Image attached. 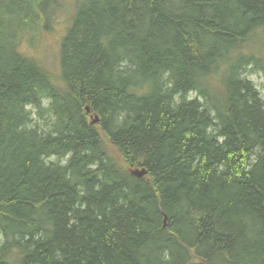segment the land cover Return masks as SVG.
Returning a JSON list of instances; mask_svg holds the SVG:
<instances>
[{
  "label": "trees",
  "instance_id": "16d2710c",
  "mask_svg": "<svg viewBox=\"0 0 264 264\" xmlns=\"http://www.w3.org/2000/svg\"><path fill=\"white\" fill-rule=\"evenodd\" d=\"M63 1L0 0V264H264V0H69L54 73Z\"/></svg>",
  "mask_w": 264,
  "mask_h": 264
},
{
  "label": "rangeland",
  "instance_id": "374dc122",
  "mask_svg": "<svg viewBox=\"0 0 264 264\" xmlns=\"http://www.w3.org/2000/svg\"><path fill=\"white\" fill-rule=\"evenodd\" d=\"M63 3L66 9H63V7H58L59 4L53 2L54 4L53 10L57 12V18L53 22L52 26L48 27L49 30L43 31L42 34L43 36L40 40L41 45L38 46L40 52H42L45 56L46 64L48 68L54 73H57L59 70L60 45L67 32L66 29L70 24L71 15L74 12V8L71 5V1L64 0ZM72 4L74 5L73 0H72ZM47 11L48 14L49 12H52L51 8L48 9V5H47ZM22 49L30 56H33L34 53L33 51L35 49L34 47H31L27 43H24ZM251 79L260 87L262 93L264 94V74L262 73L255 74L251 76ZM141 171L142 170H134L133 172H141Z\"/></svg>",
  "mask_w": 264,
  "mask_h": 264
},
{
  "label": "water",
  "instance_id": "95a60500",
  "mask_svg": "<svg viewBox=\"0 0 264 264\" xmlns=\"http://www.w3.org/2000/svg\"><path fill=\"white\" fill-rule=\"evenodd\" d=\"M87 110L89 111V108H88ZM97 121H98V118H96L95 122H97ZM145 174H146V171H145V170H143V171H141V172H134V175H135L136 177H138V178L143 177Z\"/></svg>",
  "mask_w": 264,
  "mask_h": 264
},
{
  "label": "bare ground",
  "instance_id": "6f19581e",
  "mask_svg": "<svg viewBox=\"0 0 264 264\" xmlns=\"http://www.w3.org/2000/svg\"><path fill=\"white\" fill-rule=\"evenodd\" d=\"M243 71V70H242Z\"/></svg>",
  "mask_w": 264,
  "mask_h": 264
}]
</instances>
